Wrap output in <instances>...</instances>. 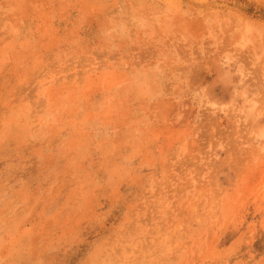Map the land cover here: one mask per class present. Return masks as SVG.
Returning <instances> with one entry per match:
<instances>
[{
  "label": "rangeland",
  "instance_id": "obj_1",
  "mask_svg": "<svg viewBox=\"0 0 264 264\" xmlns=\"http://www.w3.org/2000/svg\"><path fill=\"white\" fill-rule=\"evenodd\" d=\"M0 264H264V0H0Z\"/></svg>",
  "mask_w": 264,
  "mask_h": 264
}]
</instances>
